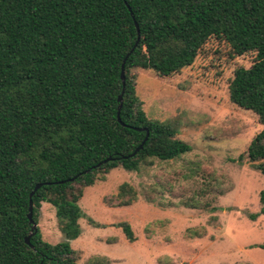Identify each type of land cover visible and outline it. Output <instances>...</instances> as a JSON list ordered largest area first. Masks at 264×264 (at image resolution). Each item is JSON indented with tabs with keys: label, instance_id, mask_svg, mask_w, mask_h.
Listing matches in <instances>:
<instances>
[{
	"label": "trees",
	"instance_id": "trees-1",
	"mask_svg": "<svg viewBox=\"0 0 264 264\" xmlns=\"http://www.w3.org/2000/svg\"><path fill=\"white\" fill-rule=\"evenodd\" d=\"M211 38L235 57L254 55L229 96L264 127V0H0V264H79L70 242L82 232L85 190L116 168L138 172L192 151L178 124L147 117L131 71L178 74ZM239 161L264 176V128ZM116 198L129 207L138 192L124 183ZM259 198L253 220L264 189ZM31 200L37 224L43 203L55 207L66 241L46 242L37 228L26 244ZM120 228L136 241L129 224Z\"/></svg>",
	"mask_w": 264,
	"mask_h": 264
},
{
	"label": "rangeland",
	"instance_id": "rangeland-1",
	"mask_svg": "<svg viewBox=\"0 0 264 264\" xmlns=\"http://www.w3.org/2000/svg\"><path fill=\"white\" fill-rule=\"evenodd\" d=\"M254 58L235 57L211 38L178 74L131 71L147 117L178 124L179 137L193 149L138 172L116 168L85 190L82 232L70 242L80 251L79 264H264V250L256 247L264 245V215L251 218L261 211L264 176L239 161L264 127L229 96L235 70L250 68ZM124 183L138 192L129 207L116 198ZM122 223L132 227L135 242ZM37 225L46 242L66 241L51 204H42Z\"/></svg>",
	"mask_w": 264,
	"mask_h": 264
},
{
	"label": "water",
	"instance_id": "water-1",
	"mask_svg": "<svg viewBox=\"0 0 264 264\" xmlns=\"http://www.w3.org/2000/svg\"><path fill=\"white\" fill-rule=\"evenodd\" d=\"M138 32H139V29H138ZM125 62H126V60L123 63L122 73H121V79H122V83H123L124 90L126 88V80H127L126 79V73H125ZM119 102H120V105H119L118 117H119V120H120L121 110H122L123 104H124L123 94L119 97ZM148 138H149V132L147 133V136H146L144 142L136 150V152L134 153V155L144 147V145L147 142ZM41 187H42L41 184L37 185L36 188H35V191H37ZM35 191L31 194V198L33 197ZM28 218H29V221H30V224H31L32 228H31V231H30L29 235L26 237L25 241H26V244L27 245H29V246H31L33 248L32 244H31V239L33 238L34 234L37 232L38 225H37V223L34 220V207H33L32 200L30 202V212H29Z\"/></svg>",
	"mask_w": 264,
	"mask_h": 264
}]
</instances>
